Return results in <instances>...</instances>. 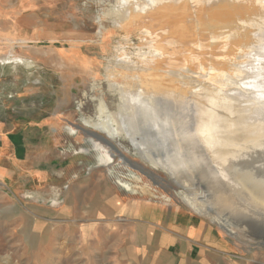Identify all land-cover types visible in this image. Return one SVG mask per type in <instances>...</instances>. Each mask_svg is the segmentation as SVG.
<instances>
[{"label": "rangeland", "instance_id": "rangeland-1", "mask_svg": "<svg viewBox=\"0 0 264 264\" xmlns=\"http://www.w3.org/2000/svg\"><path fill=\"white\" fill-rule=\"evenodd\" d=\"M141 1L0 0V114L31 130L37 167L50 175L45 186L37 185V196L31 192L23 198L57 211L37 210V220L44 222L37 259L19 264H119L127 260L129 238L139 235V216L145 214L138 209L156 220L151 235L167 234L165 222L182 212L189 221L207 220L227 240L219 264H264V247L251 244L264 240V133L253 130L259 121L252 113V91L241 83L245 51L257 46L264 31V10L243 14L229 21L232 25L212 22L206 10L199 11V24L191 18L195 60L179 55L164 67L184 94L179 98L153 93L139 82L153 61L152 42L144 32L152 17L129 9ZM262 3L252 1L255 7ZM245 32L253 39L243 48L239 41ZM214 93L224 109L212 105ZM100 103L99 118L114 136L82 123L96 119ZM206 109L228 113L230 129L219 131V141L208 140ZM91 138L121 158L102 163L103 151ZM223 146L247 150L228 157ZM73 178H85L88 186L75 192L74 206L66 210ZM56 232L58 238L50 241Z\"/></svg>", "mask_w": 264, "mask_h": 264}, {"label": "crops", "instance_id": "crops-1", "mask_svg": "<svg viewBox=\"0 0 264 264\" xmlns=\"http://www.w3.org/2000/svg\"><path fill=\"white\" fill-rule=\"evenodd\" d=\"M30 132L24 124L15 123L9 115L0 114V264H19L27 259H37V236L41 240L39 231L44 223L37 220V210L41 213L49 211L51 215L57 213L37 207V199L23 198L31 192L37 196V185L39 189L45 186L50 176L37 167V141L29 138ZM87 182L85 178L71 180L66 191V210L74 206L75 192L85 190ZM137 212L145 214L144 217L139 216L142 218L137 227L139 235L129 238L127 260L119 264H219L220 254L227 250V240L205 219L189 221L182 212L172 214L176 218L171 217L165 222L167 234L151 235L155 233V230L151 232V226L156 222L152 213L141 209ZM58 225L55 221L57 232ZM89 228L87 226L86 229ZM57 232L50 241L58 238ZM140 234L145 236L140 237ZM81 238L84 243L86 236ZM73 240L74 235L66 237V243ZM97 242L100 244L101 241ZM26 250L30 253L28 258ZM64 254L68 257L70 253ZM54 259L57 258H51Z\"/></svg>", "mask_w": 264, "mask_h": 264}, {"label": "bare ground", "instance_id": "bare-ground-1", "mask_svg": "<svg viewBox=\"0 0 264 264\" xmlns=\"http://www.w3.org/2000/svg\"><path fill=\"white\" fill-rule=\"evenodd\" d=\"M145 1L144 3L142 1L141 3L135 2V4H132L129 7L132 14L141 15V16L148 14L152 17L151 20L149 21L148 28H146L144 32L148 34L152 42L151 51H153V56L151 59H153V61L151 62L150 60L151 62L149 64L150 66L146 64L148 68L146 67L145 71L142 74H139V78H140L139 82L142 86H145L146 89L150 90L153 93L171 96V97L178 96L179 98L182 97L184 94L183 93L181 94L179 91H177L176 88H178V86L172 85V81L174 79L170 77L168 71H166L164 67L167 65L169 61H170L169 63H171L173 61L172 59L174 58L176 59L179 55H182L184 59L189 57L191 61L195 60L196 55L194 52H191V45L192 44L194 45V43L196 42V39L194 37L196 36V30H195L196 26L193 25L191 18L194 17L195 18L194 20H196L197 23L199 24V21H200L198 18L199 11L203 12L206 10V12L208 13L211 12L210 20L212 22H215L217 24L220 23L222 25H229V24L232 25L234 23H231L229 21L231 20L234 21L237 19V17H240L243 14H247V13L255 14L256 10L257 11L264 10L263 3L258 4L255 7L252 4L253 0H243V1L241 0H193V1H196L193 6L191 5V2H189L190 0H147L146 2ZM193 14H197V16ZM201 14L199 16H201ZM178 21L182 23V25L186 23L187 25L182 26L180 24L177 27H175V24L179 23ZM235 25L238 26L239 21L236 22ZM214 35L216 34L214 33ZM221 35L223 36L222 33ZM243 35L244 36H241V39L239 41L241 45L243 43L246 44V42L249 39H253V38H250L249 34L246 32ZM257 42H258L257 46L253 45L252 50L249 48L250 49V50L248 49L249 51L247 52L245 51L246 59L244 60L243 63H244V68L246 69L245 70L246 73L243 76L242 74L240 76H242L241 83L243 84V86L251 89L252 93L250 94L253 95L252 100L255 103L253 104L255 105V107L253 108V112L251 110L250 111L254 114V117L257 119V121H259V123L254 122L257 125L254 124L255 126L253 130H255L257 133H264V126H263V123H264V93L262 92L264 88L263 86L264 80L260 79L264 76V62L260 58V57H263L262 50L264 48V31L261 35V38ZM207 45L209 47L208 43ZM205 46L203 47L205 48ZM245 46H243V48ZM235 47L237 48L239 46H235ZM181 53H185V54H181ZM222 59L223 57H220V60ZM217 61H219V58H217ZM245 87H244V90H245ZM247 96H250V95H247ZM210 101L212 102V105L224 109L223 103L221 101V97L218 96L216 93L210 96ZM102 105L103 104L100 103L98 106L99 114L96 117V119H84L82 123L86 127L92 128L96 131H100L106 134L107 136H114V133L111 130L107 129L105 125L101 122V119L99 118L100 112L103 109ZM221 114H223L224 116H221ZM221 114L215 113L212 109L211 110L206 109V112H204L203 114L204 115L203 123L205 127L204 130H208L207 136H208L209 142H216L220 140L219 131L221 129L225 130V132H228V130L230 129V125H229V121L227 117L228 113L226 114L221 113ZM91 139L93 140L97 148L104 152V153L102 152L100 155V161L102 163L110 164L115 161L114 157H117L118 159L121 158V154H116V152H111V150L107 147V145L103 144L98 139L96 140L94 138H91ZM245 150L247 149L246 148L241 149L239 147L237 149L236 148L233 149L231 147L228 148L227 146H223V152L225 153L224 156H228V157H233V156L235 157L238 153L244 152ZM141 157L147 160L146 157H144L142 154H141ZM249 157L253 158V156H248V158ZM147 161L154 168H156V166L151 161L149 160ZM260 176L264 178V173H262ZM183 200L197 212L208 215L206 210H204L202 207H197V205L194 202L190 201L187 198H183ZM219 222L221 223L223 227L226 228L227 232L230 235H234V236L237 235L235 228L233 229L229 228L223 222L221 221ZM251 244L253 245L255 244L256 248H261V247H264V240L260 239V240L251 242Z\"/></svg>", "mask_w": 264, "mask_h": 264}]
</instances>
